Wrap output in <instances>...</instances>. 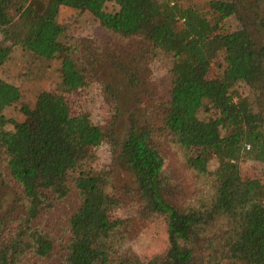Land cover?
<instances>
[{
	"label": "trees",
	"instance_id": "obj_1",
	"mask_svg": "<svg viewBox=\"0 0 264 264\" xmlns=\"http://www.w3.org/2000/svg\"><path fill=\"white\" fill-rule=\"evenodd\" d=\"M109 3L118 11L105 17ZM66 6L90 12L119 37L150 44L164 56L170 75L157 129L132 121L115 151L120 165L135 177L143 209L165 217L168 249L147 264H264V179L243 180L240 168L246 159L264 164V111H255L235 90L243 83L257 101H264V46L255 33L247 25L227 29L226 4L220 1L198 9L183 7L180 0H0V67L15 45L47 60L68 54L58 42L63 29L57 22ZM220 53L225 55L224 74L206 79L203 73ZM62 73L60 92H41L34 108H21L26 122L0 136V190L10 183L18 188L0 216V264L54 256L55 243L37 222L71 193L72 185L80 207L69 219L63 264H113L116 243L127 233L116 214L122 201L105 173L81 171L69 183L86 160L80 151L114 141V131L95 125L87 113L72 114L66 94L88 83L69 56ZM20 98L18 88L0 79V128L8 123L2 111ZM203 111L211 118H201ZM168 139L207 181L211 192L196 205L173 201L163 145ZM214 157L219 165L210 170ZM117 263L141 264L129 254Z\"/></svg>",
	"mask_w": 264,
	"mask_h": 264
},
{
	"label": "rangeland",
	"instance_id": "obj_2",
	"mask_svg": "<svg viewBox=\"0 0 264 264\" xmlns=\"http://www.w3.org/2000/svg\"><path fill=\"white\" fill-rule=\"evenodd\" d=\"M211 1L226 4L222 10L228 14L225 19L227 29L236 30L247 25L264 46V0H242L234 8L228 6L234 0H180V3L185 8L199 9L206 8ZM117 11L118 7L109 3L103 16L114 15ZM57 22L63 29L58 42L69 49L68 54L63 52L47 60L37 58L20 45H15L10 58L0 67V79L18 88L21 96L18 103L2 111L8 123L0 128V136L14 133L17 126L26 122L27 117L21 108H34L41 92H60L63 59L69 56L88 83L87 88L66 94L72 114L87 113L95 125L114 131V141H104L80 151L81 157L86 160L70 176L69 183L81 171L91 170L107 175L113 192L122 201L116 214L124 220L127 230L116 243L113 264H118L117 261L128 254L136 257L141 264H147L168 249L165 217L143 209L135 177L120 165L115 151L126 139L132 121H138L141 125L150 123L157 129L160 105L168 99L170 89V75L164 56L140 38L119 37L104 28L100 18L78 7H63ZM0 39H3L1 33ZM225 69V55L220 53L203 76L216 79L224 74ZM106 87L110 88L109 91ZM235 90L239 97L248 100L255 111H264V101H257L256 95L245 84L239 83ZM200 117L210 119L211 113L203 111ZM163 141L167 173L172 178L170 187L174 193L173 201L196 205L211 192L207 181L187 166L183 149L170 139ZM218 165L217 158L210 159V170ZM240 168L243 180L264 179V164L261 162L246 159L240 163ZM236 187H241L240 182L236 183ZM15 192L18 193V188L12 183L8 189L0 190V216L12 204ZM79 207L80 197L72 185L71 193L65 199L55 201L52 208L43 212L37 224L54 241L55 254L44 260L28 257V264H63L70 240L69 219ZM210 264H220V261L213 260Z\"/></svg>",
	"mask_w": 264,
	"mask_h": 264
}]
</instances>
